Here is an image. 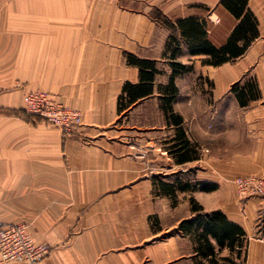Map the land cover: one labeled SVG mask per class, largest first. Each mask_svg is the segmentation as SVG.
<instances>
[{"label": "crops", "instance_id": "1", "mask_svg": "<svg viewBox=\"0 0 264 264\" xmlns=\"http://www.w3.org/2000/svg\"><path fill=\"white\" fill-rule=\"evenodd\" d=\"M247 6L259 38L212 67L166 22L204 21L220 48L239 25L222 0H0V223L26 225L50 246L40 264H210L179 230L194 217L191 198L241 226L248 264H264V195L242 202L234 184L264 177V0ZM171 37L181 42L176 58ZM129 55L156 62L159 74L153 94L119 114L124 86L140 83ZM172 63L193 68L174 78L180 126L163 111ZM245 85L259 99L242 108L233 88ZM35 91L79 112L82 126L64 135L27 115L24 96ZM182 132L194 162L189 145L174 152ZM189 182L217 188L161 192ZM217 256L240 264L229 250Z\"/></svg>", "mask_w": 264, "mask_h": 264}, {"label": "trees", "instance_id": "2", "mask_svg": "<svg viewBox=\"0 0 264 264\" xmlns=\"http://www.w3.org/2000/svg\"><path fill=\"white\" fill-rule=\"evenodd\" d=\"M248 1L222 0V6L239 21V25L232 32L228 42L220 48L214 46L209 41L204 21L190 17L178 20L175 24L167 21L166 24L168 27L180 32L181 39L192 57H204L203 65L205 66L221 67L244 57L251 45L260 36L258 20L248 10ZM180 48L181 42L177 38L171 37L167 43V50H172L173 58H176L179 54ZM127 63L139 69L140 83L137 85L127 83L124 86L123 93L118 102L119 114L126 111L139 100L151 96L153 94V83L159 74L156 62L140 60L137 57L129 55L127 56ZM172 68L173 75L167 88L170 91H168L167 96L163 99V111L168 120L180 126L183 124V119L173 111V103L177 96L174 78L180 73L192 71L193 68L179 63H172ZM233 90L238 94L239 104L242 108H245L250 101H257L259 99V92L254 89V86L245 85L240 92L235 87ZM177 137L178 143L173 148L174 152L181 154L183 157L189 145V162L197 160L194 155V147L190 142L185 140V134L182 132ZM174 152L171 151V154ZM199 188L210 193L214 192L217 187L202 183L193 185L190 182L189 187L182 183L177 186L167 183L164 184L161 192L165 196L174 199L177 198L178 191L186 192L189 189V193H194ZM190 204L194 217L183 221L179 226V230L197 243L198 255L209 259L210 264H236L230 257L218 258L217 252L222 253L224 250H229L231 253H236L237 258L245 262L247 252L244 253V251H247L248 239L243 228L231 223L221 211L206 213L193 198L190 199ZM173 205H176V201ZM212 240L215 241V244L212 243Z\"/></svg>", "mask_w": 264, "mask_h": 264}, {"label": "built area", "instance_id": "3", "mask_svg": "<svg viewBox=\"0 0 264 264\" xmlns=\"http://www.w3.org/2000/svg\"><path fill=\"white\" fill-rule=\"evenodd\" d=\"M27 115L42 119L62 131L73 134L82 126V115L58 103L50 94L35 91L24 96ZM234 184L241 201L264 195V177L236 178ZM51 254L45 243H36L23 224L0 223V264H40Z\"/></svg>", "mask_w": 264, "mask_h": 264}, {"label": "rangeland", "instance_id": "4", "mask_svg": "<svg viewBox=\"0 0 264 264\" xmlns=\"http://www.w3.org/2000/svg\"><path fill=\"white\" fill-rule=\"evenodd\" d=\"M241 178H244V177H241ZM242 202H244V201H242ZM249 239H248V247H247V251H244V253H246L247 252V257H248V253H249ZM240 264H248V262H247V259H246V261L244 262L243 260H240ZM249 264H251L250 262H249Z\"/></svg>", "mask_w": 264, "mask_h": 264}]
</instances>
